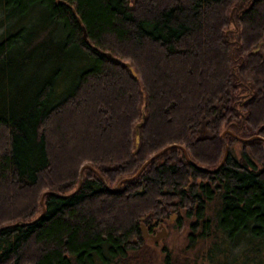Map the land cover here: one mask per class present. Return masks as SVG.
Here are the masks:
<instances>
[{
  "label": "trees",
  "instance_id": "obj_1",
  "mask_svg": "<svg viewBox=\"0 0 264 264\" xmlns=\"http://www.w3.org/2000/svg\"><path fill=\"white\" fill-rule=\"evenodd\" d=\"M253 133L264 0H0V264H155L141 222L173 211L165 264H264V138L230 147ZM174 141L229 151L171 145L110 187ZM84 162L110 186L74 190Z\"/></svg>",
  "mask_w": 264,
  "mask_h": 264
},
{
  "label": "water",
  "instance_id": "obj_2",
  "mask_svg": "<svg viewBox=\"0 0 264 264\" xmlns=\"http://www.w3.org/2000/svg\"><path fill=\"white\" fill-rule=\"evenodd\" d=\"M84 27V26H83ZM83 36L85 37L86 36V28L84 27V33H83ZM110 52V51H109ZM126 63L130 66V68H131V70L132 71H134V72H136L135 71V68H134V66L133 65H131V62L129 61V60H127L126 61ZM141 121H138L137 122V124H139ZM136 128V133H135V139H136V141H137V143H138V141L140 140L139 139V131H140V129L138 128V126H136L135 127ZM226 129H229L228 127H226ZM226 129H224L223 131H222V135H224V133H225V131H226ZM230 130V129H229ZM231 132H233L232 130H230ZM236 136H239L240 138H244V139H249V138H251V137H254V136H258V137H263L264 138V135L263 134H252V135H249V136H242V135H237V134H235ZM171 145H177V146H179L180 148H182L183 149V151H184V155H185V157L188 159V160H191L192 162H194L195 164H197L199 167H201V168H203V169H209V170H215L218 166H220V164H222L223 162H224V160L226 159L225 157L227 156V154H228V151H229V147H228V143H225V150H224V153H223V155H222V157H221V160L218 162V164H216V166H214V167H210V166H207V165H204V164H201V163H198L196 160H194V159H192L191 157H190V155H189V152H188V148H186V146L183 144V143H179V142H170L169 144H166V145H163L162 147H160L159 148V150H157L156 152H154V153H152L151 155H149V156H147V158L146 159H144L143 161H142V163H141V165L137 168V170L134 172V173H132V174H125V176H123V177H121L114 185H112V186H110L109 185V183H108V181L106 180V178H105V176L104 175H102L101 173H100V171L93 165V164H90V163H88V162H84V163H82V165H81V167H80V171H79V176H80V178H79V182H78V184L76 185V187H75V189L74 190H76V189H78L79 188V186H80V184H81V182H82V179H83V169H84V167H92L93 169H95L96 170V172L99 174V175H101V177L104 179V182L107 184V186H110L113 190H115V189H118L121 185V183H122V181H124V180H126V179H128V178H134V177H136L141 171H142V169L148 164V162H150V160L153 158V157H155V156H157V155H159V153H161V152H163L164 150H166V148H169ZM50 191H53L52 189H48V188H46V190H44L43 192H42V194H41V197H40V200L42 201V209H41V211H40V213L39 214H37L36 215V217H38V216H40L42 213H43V211H44V209H45V205H44V200H43V196H44V194L46 193V192H50ZM61 194H67V193H61ZM173 215H174V213H173ZM172 215V216H173ZM36 217L35 218H33V219H29V220H16V221H13V223H24L25 221H30V220H34V219H36ZM12 223V224H13ZM3 226V225H2ZM2 226H0V227H2ZM141 228H142V230H143V233H144V235H146V236H152V238H154V239H159V238H161L166 232H167V229H166V225L164 224V222H161L160 223V227L157 229V231L154 233V232H150L149 230H148V224H146L144 221H142L141 222Z\"/></svg>",
  "mask_w": 264,
  "mask_h": 264
},
{
  "label": "rangeland",
  "instance_id": "obj_3",
  "mask_svg": "<svg viewBox=\"0 0 264 264\" xmlns=\"http://www.w3.org/2000/svg\"><path fill=\"white\" fill-rule=\"evenodd\" d=\"M233 27H235V29H236V26H235V23L234 22L229 25V28H233ZM258 47H259V45H257L256 47H254V49H257ZM226 127H228V126H226ZM253 134H255V133H253ZM250 135H252V134H250ZM243 145H244V140H242L239 137L232 140L230 147H231V150L233 151V153L237 157L240 156L241 151H242V148L244 147ZM212 167H214V166H212ZM208 205H209L208 212L210 213L211 210H212V207L214 206V204H212V202L210 201V203H208ZM183 212H184V210L181 209L180 210V213H183ZM173 213H174V215H173ZM169 218H171V219L170 220L167 219V221H166V229H167V232L161 238H159L158 240H155L152 237L149 238V239H147V241L150 244L153 245L154 249L156 250V252H157V254L159 256L157 258L158 261H156L155 264H165L163 262V260H161L163 258V255L166 253L165 252V249L166 248H173V249L175 248L176 249L177 247H179V245L183 244L185 242L186 233L189 230V228H188L189 227L188 221L187 222H184V225H182V226H180V224L177 223V218L178 217H177V212L176 211H173L170 214Z\"/></svg>",
  "mask_w": 264,
  "mask_h": 264
},
{
  "label": "flooded vegetation",
  "instance_id": "obj_4",
  "mask_svg": "<svg viewBox=\"0 0 264 264\" xmlns=\"http://www.w3.org/2000/svg\"><path fill=\"white\" fill-rule=\"evenodd\" d=\"M166 221L167 220H163L162 222H164V224L166 225ZM161 223V222H160ZM160 223H158V226L160 227ZM157 225H152L151 223H150V225L148 226V230L151 232H156L157 231V229L159 228ZM148 237H150V236H148ZM152 237V236H151ZM156 240H158V239H156Z\"/></svg>",
  "mask_w": 264,
  "mask_h": 264
}]
</instances>
